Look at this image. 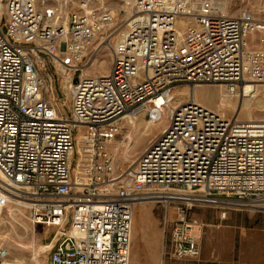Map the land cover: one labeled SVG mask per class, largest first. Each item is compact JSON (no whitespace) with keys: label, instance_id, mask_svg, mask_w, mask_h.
<instances>
[{"label":"built area","instance_id":"built-area-1","mask_svg":"<svg viewBox=\"0 0 264 264\" xmlns=\"http://www.w3.org/2000/svg\"><path fill=\"white\" fill-rule=\"evenodd\" d=\"M122 2L0 0V216L12 206L57 227L48 264H129L139 204L174 208L164 254L176 259L200 254L196 208L264 213V123L194 96L255 98L264 17L219 0ZM140 115L165 126L121 167L115 141Z\"/></svg>","mask_w":264,"mask_h":264},{"label":"rangeland","instance_id":"rangeland-1","mask_svg":"<svg viewBox=\"0 0 264 264\" xmlns=\"http://www.w3.org/2000/svg\"><path fill=\"white\" fill-rule=\"evenodd\" d=\"M101 1L116 12L123 6L122 0ZM219 1L228 3L227 11L230 15L250 10L257 16L264 17V0ZM106 62L107 67L103 68V72L109 70V63ZM184 90L189 93L188 89ZM260 90L261 94L246 103L244 108L243 101L247 97L223 96L220 87L201 86L194 96L213 110H218L222 105L225 110L220 112L228 117L237 116L243 121L264 120L263 85L260 86ZM190 96L189 93L179 98V102L187 101ZM258 99L260 104L257 103ZM68 104L67 102L64 105L66 111L69 108ZM135 120L137 127L129 124L128 120L122 123L115 141L119 146L115 153L121 167L133 162L165 126L163 123L150 125L147 132L136 138L137 134L144 132L148 121L142 115ZM13 208L9 207L0 216V247H5L9 252L8 258L0 260V264H48L49 254L44 251L46 245L55 238L57 227L35 225L28 218V210L13 211ZM222 211L213 206H202L194 210L193 215L201 218L204 224L200 254L176 259L164 254L172 227L171 222L175 218L174 208H165L155 202L139 204L134 214L129 264H264V213L232 208L226 217L222 218ZM221 241L228 242L225 244L227 246L224 252L220 248Z\"/></svg>","mask_w":264,"mask_h":264},{"label":"bare ground","instance_id":"bare-ground-1","mask_svg":"<svg viewBox=\"0 0 264 264\" xmlns=\"http://www.w3.org/2000/svg\"><path fill=\"white\" fill-rule=\"evenodd\" d=\"M62 1H64V0H62ZM222 4V6L224 7V10H226L227 11V9L229 8V5H228V3L227 2H222L221 3ZM228 12V11H227ZM253 13H255L254 11H252ZM106 62V61H105ZM107 67V62L106 63H104L103 64V68H106ZM263 86H264V84H263ZM256 92H257V94H256V96H255V98L256 97H258L260 94H261V90H260V88H258V86L256 87ZM189 92V91H188ZM180 95H182V97H185V96H187V95H189V93H187L186 92V90H182L181 92H180ZM255 98H253L251 95L249 96V97H247V98H245L244 99V101H243V108L246 106V103H248V102H250V101H252L253 99H255ZM197 100V99H196ZM198 101V100H197ZM255 101V100H254ZM199 102V101H198ZM201 104H203L202 102H200ZM224 103V102H223ZM257 103L258 104H260V100L258 99L257 100ZM204 105V104H203ZM220 106V105H219ZM225 109H224V107L221 105L219 108H218V111H224ZM249 115H251V113H250V111H249ZM129 121V124H131V125H134L135 127H137V125H136V120L135 119H129L128 120ZM247 123H249V124H260V123H264V120H247L246 121ZM157 124H160V123H156V124H150L149 122L147 123V124H145L146 125V127H145V129H144V132L142 133L141 132V134H137V136H136V138L138 137H141L145 132H147L148 130H149V126L150 125H152V126H155V125H157ZM138 141H139V139H138ZM132 142V141H131ZM137 142V141H136ZM131 144V143H130ZM0 182H3L2 181V179H1V177H0ZM8 258V257H7ZM6 258V259H7Z\"/></svg>","mask_w":264,"mask_h":264},{"label":"crops","instance_id":"crops-1","mask_svg":"<svg viewBox=\"0 0 264 264\" xmlns=\"http://www.w3.org/2000/svg\"><path fill=\"white\" fill-rule=\"evenodd\" d=\"M224 241V240H223ZM223 241H221L220 243H222L221 245H220V248H221V250H222V252H224V248H226V246L227 245H225V244H227L228 242H223Z\"/></svg>","mask_w":264,"mask_h":264}]
</instances>
